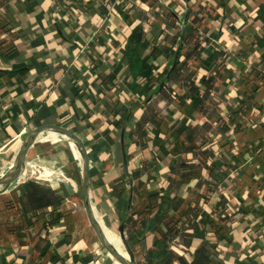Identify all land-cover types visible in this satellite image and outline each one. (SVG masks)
Segmentation results:
<instances>
[{
	"label": "crops",
	"instance_id": "obj_1",
	"mask_svg": "<svg viewBox=\"0 0 264 264\" xmlns=\"http://www.w3.org/2000/svg\"><path fill=\"white\" fill-rule=\"evenodd\" d=\"M194 28L205 59L179 60L192 74L199 107L185 77L165 87L167 100L158 92L168 84L181 32L185 38ZM135 43L138 70L126 58ZM215 49L224 55L208 60ZM258 74L260 85L239 88L243 76ZM48 123L83 141L90 203L103 229L117 232L131 183L135 263L174 225L187 230L189 246L182 233L175 237L181 259L173 264H190L204 243L210 264H264V0H0V174L25 133ZM35 162L49 173L43 184L58 201L26 211L20 197ZM81 172L68 138L38 134L25 177L0 192V264H119L88 222Z\"/></svg>",
	"mask_w": 264,
	"mask_h": 264
},
{
	"label": "trees",
	"instance_id": "obj_2",
	"mask_svg": "<svg viewBox=\"0 0 264 264\" xmlns=\"http://www.w3.org/2000/svg\"><path fill=\"white\" fill-rule=\"evenodd\" d=\"M199 20H200V17L197 14H194L192 16L191 22L196 23ZM192 40H194V44H195L193 49H186L184 53L182 54L181 49L183 45H186L188 42ZM6 49H7L8 54L10 55L15 53L16 51L14 50L13 46L11 47L9 46ZM203 51H204L203 47L200 45V42L198 41L196 29L195 28L191 29L189 32L186 33V37L184 38L183 44L181 45L178 55L176 56L175 62L172 68L168 72V76L166 79L168 84L158 89L159 95L162 98H165L166 100L169 98L165 87H168L170 82L176 80L178 77H185L184 79H186V81H184L185 82L184 84L186 83L189 84L188 87H189L190 97L192 98L190 102H192L193 106H196V107L200 106L201 104L200 100L195 99L194 93H193L196 88L195 82L188 80L190 78V75L192 74L183 73V71L181 70V67L185 63L179 60V56L183 55L185 59L187 58L189 59V57L191 56H195L196 58L201 57L205 59V56L203 55ZM137 52H138L137 43H135V47H130L127 44L126 58L128 61V66L132 70L141 69V63L138 61L136 57ZM207 54H208L207 59L212 60V61L217 60L218 58L222 57V55H224L222 50H216V49L212 51L211 54L209 52H207ZM204 59L203 60L200 59V61L202 60L201 62L204 63ZM19 69H24V68L20 67ZM144 73H146V71ZM243 77L244 79L241 78L239 81V84H240L239 88L241 87L244 88L245 92H246V88H251L250 87L251 81H255L256 83L260 85V80H261L260 76H254L250 78V76L247 75ZM204 85L206 89H209L211 86L207 82L204 83ZM252 96L253 95L250 94L248 98H252ZM139 123L140 121H138L137 125H139ZM186 165H187L186 163H183V164L180 163L179 167L184 168ZM210 175L217 180H220L223 177V175H217L215 171L214 172L211 171ZM43 181H46V179L42 177H38V178H30L24 183V192L21 194L20 198H21V202L23 206L26 208V211L35 209V208H46L47 206H54L57 204V201H58L57 196L52 191V189H50L49 187L43 184ZM220 219L222 220V222L223 220L225 221L224 217H222L221 214H220ZM135 222L136 221L133 218V212H129L125 218V227H127L126 235H127V238L130 244H131V240L129 237H130L131 231L129 227L133 226ZM225 222H227V220ZM197 226H199V224L195 222L189 223L188 225V227L192 229H195ZM223 226L224 225H222V228ZM180 228L181 227L177 228L174 225H170V226L165 225V227L162 228V232L160 233L159 237L156 239L154 243V247L150 250L145 251V253L143 254L144 262L137 261L136 264H173L174 262L179 261L181 257L178 253L174 251V248L176 246L174 243L175 237L179 233H182L185 237V242H184L185 247L183 248L185 249L186 247L189 246V235L186 232L187 230L182 229L183 230L182 231ZM110 229L113 230L114 235L118 237L117 232L115 230L116 228L114 227ZM213 232L219 233L217 229H214ZM207 251H208V247L206 246L205 243L200 248L195 249L193 252V258L190 264H210L212 261V258H210V253H208Z\"/></svg>",
	"mask_w": 264,
	"mask_h": 264
},
{
	"label": "water",
	"instance_id": "obj_3",
	"mask_svg": "<svg viewBox=\"0 0 264 264\" xmlns=\"http://www.w3.org/2000/svg\"><path fill=\"white\" fill-rule=\"evenodd\" d=\"M184 38V32H181V41L180 45L176 50L175 56L178 55V52L180 50L182 41ZM44 130H52L56 133H59L66 138H68L76 147L80 159L82 162V172H81V199L82 204L84 206V210L88 219V222L90 226L92 227L97 240L101 247H103L107 253L115 259L119 264H136L135 263V257L134 254L129 246L127 237L124 232V221L128 214V210L131 204L132 200V186L130 183V194L127 198V207L126 211L123 215L122 220L117 226V232L120 244L122 245V248L124 250V253L120 252L113 243H111L108 238L106 237V234L104 232L103 227L101 226L100 222L95 217L92 206L90 203V191H89V157L86 150V147L83 143V141L69 128L58 125V124H41L37 125L33 128H31L25 135L23 136L20 145L18 147L17 153L15 155L14 161L9 167V169L0 174V192L6 190L10 185H12L15 181L23 179L25 176V165H26V154L28 152V149L30 146L34 143L36 137L39 133H41ZM120 145H121V151H122V160H123V166L125 168L126 173L127 171V160L126 155L124 151V144H123V130L120 133ZM31 171L25 178H34L36 176H40L43 174L44 170L39 165V163H31Z\"/></svg>",
	"mask_w": 264,
	"mask_h": 264
},
{
	"label": "bare ground",
	"instance_id": "obj_4",
	"mask_svg": "<svg viewBox=\"0 0 264 264\" xmlns=\"http://www.w3.org/2000/svg\"><path fill=\"white\" fill-rule=\"evenodd\" d=\"M104 232H105L106 237L108 238V240H111V241L115 242L120 247L122 253H124V251L122 249V245L120 244L119 238L114 235L113 231L110 230V229H104Z\"/></svg>",
	"mask_w": 264,
	"mask_h": 264
},
{
	"label": "built area",
	"instance_id": "obj_5",
	"mask_svg": "<svg viewBox=\"0 0 264 264\" xmlns=\"http://www.w3.org/2000/svg\"><path fill=\"white\" fill-rule=\"evenodd\" d=\"M258 76H260V78L263 77L261 74H258ZM43 170H44V172H43L42 175H40V176H36V177H34V178H38V177H42V178H43V177H44V178L46 177V178H47L49 173L47 172L46 169H43ZM61 174H62V173H61Z\"/></svg>",
	"mask_w": 264,
	"mask_h": 264
},
{
	"label": "rangeland",
	"instance_id": "obj_6",
	"mask_svg": "<svg viewBox=\"0 0 264 264\" xmlns=\"http://www.w3.org/2000/svg\"><path fill=\"white\" fill-rule=\"evenodd\" d=\"M56 170V169H55ZM56 171H59V169L57 168V170Z\"/></svg>",
	"mask_w": 264,
	"mask_h": 264
}]
</instances>
